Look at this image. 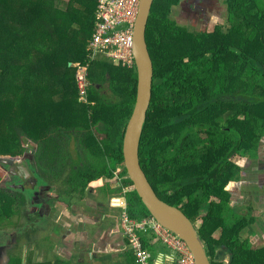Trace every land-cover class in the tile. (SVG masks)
Returning a JSON list of instances; mask_svg holds the SVG:
<instances>
[{
  "label": "trees",
  "instance_id": "obj_1",
  "mask_svg": "<svg viewBox=\"0 0 264 264\" xmlns=\"http://www.w3.org/2000/svg\"><path fill=\"white\" fill-rule=\"evenodd\" d=\"M74 1L61 8L60 0H0V159L30 153L43 178L81 206L91 189L103 198L124 197L133 220L151 218L123 155L137 69L116 67L107 57L90 60L100 0ZM180 1L155 0L148 22L154 84L140 163L158 196L196 224L210 259L232 253L231 262L212 264H264V246L252 242L264 224H257L251 202L234 205L231 192L243 179L234 159L260 161L264 140V0H227V26L212 32L179 27L171 14ZM78 60L88 68L86 101L73 66ZM107 83L113 99L103 92ZM73 140L80 150L75 159ZM115 177L120 186L112 188L107 180ZM14 201L1 187L0 226ZM141 237L155 251L152 237ZM129 247L126 263L137 264Z\"/></svg>",
  "mask_w": 264,
  "mask_h": 264
},
{
  "label": "flooded vegetation",
  "instance_id": "obj_2",
  "mask_svg": "<svg viewBox=\"0 0 264 264\" xmlns=\"http://www.w3.org/2000/svg\"><path fill=\"white\" fill-rule=\"evenodd\" d=\"M221 3L223 4L222 8H220ZM178 8L182 10L181 13L179 14L180 17L177 19L174 17L173 18L176 21V23L179 25V27H188L192 31L198 29L204 31L205 28H207V25H209V22H211L212 15L214 14L215 10H221V12L224 10L225 11L224 13L226 15L225 22L217 23L216 25L227 26V18H228L227 0H181L179 5L174 7V9L172 10V15H173V11ZM204 32H209V31H204ZM32 149H35V147L30 146V150ZM9 159H11L8 160L9 166L11 168L14 167L15 171L11 175L10 178L11 181L8 183L4 181L3 182L4 185L1 187H4L7 193L12 194L15 201L16 199H19V201L16 202L14 201V203L12 204V215L10 217L12 218L15 215L17 216V220L13 224H43V225L58 224L56 225L55 228V234L57 236L62 237L63 242L66 245L64 250V253L66 255H65V259L63 260L65 261L66 257H68L69 259L66 261H70L72 262V264H95L90 261L84 262L82 259H80V256L82 257V254L79 253L80 250L78 246L80 244L77 241L78 234L81 232L84 224L87 225L94 224L95 227L94 226L93 227L95 229L94 231L96 232H98L101 229V227H103V225H109V226L113 225V227H115L116 225L119 224V222L123 221L124 214L125 213L127 214L126 211L127 204L125 207H123L121 213V220H119V222L117 216L111 212L109 213L106 207L104 211L101 210V214L99 216L94 217L95 220H92L93 218L91 220H86V218H83L81 216V212L79 210L82 207L81 200L77 197L73 198V196L71 195L58 192L57 185L60 184L54 185L55 182H51L48 179L43 178V175L41 174V172L37 167V160L34 155L27 153L22 157L9 158ZM15 160H20L24 164L20 166L17 163H15L16 162ZM2 173L1 176L3 177ZM8 175L10 176V173H8ZM8 175L6 174L5 180L7 179ZM87 191H88V196L85 199V203H84L85 205L86 203H89L87 202V199L90 198L89 194L92 192V190L88 189ZM54 192H56V195H54ZM103 200L104 199H102L101 201L104 202ZM250 202L253 205V201ZM30 204L35 206L39 205L41 208L39 211L31 212L28 209ZM111 204H113L112 208L113 207L116 208L115 205H118V207H120L119 205H121V201H118V199L116 200L114 199V202ZM101 206L103 208L105 206L104 203L101 204ZM97 208L99 209L98 205ZM30 213L33 215H37V219L35 221L31 220L32 217ZM1 227L2 225L0 226V228ZM18 231L20 233H23V228H19ZM121 233L123 234L122 236H124V238L126 239L127 247L130 249L129 237L125 234L124 230H122ZM24 235L27 236V238H30L28 234H24ZM11 238H15V237L12 236ZM44 245L47 246L46 244ZM11 247H18L17 242H15V245ZM74 247H77L78 250L77 254L72 253V251H74L73 249ZM103 248L104 246H101L100 249L102 250ZM4 249H5V245L0 246V257L2 258L1 262H3L4 259L3 257ZM107 257L109 258V255L104 256L103 262L101 264H105L107 262L105 261ZM12 258L14 257H11V259H9V261L6 264H10ZM211 261L212 263H214L215 262L214 258H212Z\"/></svg>",
  "mask_w": 264,
  "mask_h": 264
},
{
  "label": "rangeland",
  "instance_id": "obj_3",
  "mask_svg": "<svg viewBox=\"0 0 264 264\" xmlns=\"http://www.w3.org/2000/svg\"><path fill=\"white\" fill-rule=\"evenodd\" d=\"M65 1H70V0H65ZM67 5L68 3H64L63 1L62 3H59V6L61 8H65ZM222 5L223 4L221 3L220 8H222ZM181 11L182 10L180 8L175 9L173 11V15L171 14V18L172 19L179 18L180 17L179 14L181 13ZM219 12H221V10H215L214 14L212 15L211 22H209V25H207V28H205L204 31L212 32L214 29V26L217 23L225 22V17H226L224 13L225 11L223 10L221 12L222 14ZM101 57L103 56H99L98 59ZM78 62H76L75 65H73L75 68L76 67L78 68L79 66H81L79 60ZM111 63L114 64L113 62ZM114 66L122 67L120 65L118 66L117 64H114ZM59 70L61 72L63 70V67L56 69L55 72H53V74H57L56 72H58ZM103 92L108 97L113 99L114 96L112 95V92L110 90L109 83L105 85ZM59 98L60 97L57 95V99ZM47 104H49V102H47ZM41 134L42 136L46 135V132L45 133L42 132ZM70 143L71 144H70L69 151L71 154V158L75 159L79 155L80 150H78V145L76 143V140H73ZM32 144L33 143L31 141L27 142L28 147H30ZM8 160H11V159L9 158L0 159V173L4 172V174H2L3 177L0 175V181H1L0 188L1 186L4 185L3 183L4 181H6L7 183L11 181L10 179L11 175L15 171L14 167L11 168L9 166ZM234 160L239 166L242 167L243 179H242L241 184L231 189V192L233 194V203L234 205L244 206V205H249L250 201H253L255 210L252 214L255 216V218H258L259 222H257V224H264V140L260 147V161L252 162V161H248L239 156L235 158ZM15 161H16L15 163H17L20 166L24 164L20 160H15ZM8 173H10V176L8 175ZM6 174L8 175V177L5 180ZM107 182L112 186V188H117L120 186V183L117 181L116 177L114 179L107 180ZM54 195H56V192H54ZM89 196L90 198L87 199V202L89 203H86V205L84 204V206H82L79 209L81 212V216L83 218H86V220H91L93 218L92 220H95L94 217L99 216L101 214V210L104 211L107 208L109 213L111 212L117 216L118 222L119 220H121V213H122L123 207L126 206V200L124 197H121L118 194H114L110 198L109 197L106 198L105 196L103 198L102 195L98 193H94L93 191L89 194ZM101 198L104 199L103 200L104 202L101 201ZM114 199L121 200V205H119L120 207L112 208L113 204L111 203L114 202ZM103 203L105 206L102 208L101 204ZM97 205L99 206V209L97 208ZM40 208L41 207L39 205L35 206L32 204H30L28 207L29 211L31 212L39 211ZM31 217H32L31 220L33 221L37 219V215L31 214ZM16 220H17L16 215L12 218L10 217L9 220L7 221V224H2V227L0 228V246L5 245V249L3 250L4 259H3V262H1L2 258L0 257V264H6L9 261V259H11V257L22 258L24 264L42 263L47 260L53 261V262L57 260L60 261L59 255H61V253L55 250L54 247L58 244V242L60 244L63 243V238L54 234V237L56 236L57 240L56 239L53 240V238L50 235L53 232V229L56 228V225L58 224H54L55 225L54 228L52 227L54 226L53 224H44V225L43 224H13ZM121 224L122 222H119L118 227H119V231L122 232ZM93 226L94 224H89V225L84 224L83 229H85L87 233H90L91 229L93 231ZM198 226H200V224H198ZM19 228H23V233H20L18 231ZM257 230L259 232L258 235L252 237L253 247L255 249L261 248L264 246V231L261 230L259 226H257ZM250 233L251 232L243 233V236L248 237ZM24 234H28L30 238H27V236H25ZM12 236H14L16 239L11 238ZM15 242H17L18 247H11L15 245ZM159 242L161 243V241ZM78 243L80 244L79 245L80 247H78L79 250L81 246L84 248L81 241H79ZM44 244H46L47 246H45ZM156 244L160 246L159 243H156ZM47 248L48 249L54 248V249L51 251L50 254H48ZM73 249H74V251H72L73 254L78 253L77 247H74ZM150 251L154 256V252L152 250ZM63 256L64 257H61V261L65 258L64 254Z\"/></svg>",
  "mask_w": 264,
  "mask_h": 264
},
{
  "label": "water",
  "instance_id": "obj_4",
  "mask_svg": "<svg viewBox=\"0 0 264 264\" xmlns=\"http://www.w3.org/2000/svg\"><path fill=\"white\" fill-rule=\"evenodd\" d=\"M155 0H141L135 26L134 57L138 74L136 104L128 122L123 143V155L128 177L134 190L152 217L166 230L182 239L191 251L195 264H212L199 230L178 207L163 201L149 182L140 163V142L152 102L154 64L147 43V27ZM118 207V205H115ZM232 253L224 251L214 261H232Z\"/></svg>",
  "mask_w": 264,
  "mask_h": 264
},
{
  "label": "built area",
  "instance_id": "obj_5",
  "mask_svg": "<svg viewBox=\"0 0 264 264\" xmlns=\"http://www.w3.org/2000/svg\"><path fill=\"white\" fill-rule=\"evenodd\" d=\"M140 4L141 0L99 1L95 33L88 46L90 60L93 61L99 56H103L118 66L136 67L134 57L135 26ZM77 85L81 100L86 101L90 87L87 67H78ZM120 171L121 169L117 172ZM121 228L129 237L137 264H165L166 258H168L164 257L160 260L154 257L142 240L141 235L143 234L149 237L151 235V239H154L162 248L165 247L164 249L172 254L171 261L168 260V262L195 264L187 244L162 227L153 217L137 221L125 213Z\"/></svg>",
  "mask_w": 264,
  "mask_h": 264
},
{
  "label": "crops",
  "instance_id": "obj_6",
  "mask_svg": "<svg viewBox=\"0 0 264 264\" xmlns=\"http://www.w3.org/2000/svg\"><path fill=\"white\" fill-rule=\"evenodd\" d=\"M62 1L64 3L69 4L71 0L70 1L60 0L61 3ZM87 1H94L91 2V4L95 3V0H87ZM74 3L77 4V1L75 0ZM52 227L54 228L55 225ZM94 230L95 229L93 227V231L91 229L90 233H87V231L82 228L81 232L78 234L77 241L78 242L81 241L84 246V248L81 246L79 251V253L82 254V257L80 256V259H82L84 262L90 261L95 264H101L103 262L104 256L109 255V258L107 257L105 259V261H107L105 264H127L126 252L128 251L129 248L127 247L126 239L124 238V236H122L123 234L121 233V231H119L118 225H116L115 227H113V225L111 226L103 225V227H101V229L98 232ZM54 234H55V228L53 229V232L50 235L53 238V240L54 239L57 240V237L56 236L54 237ZM150 242H151L150 243L151 246L155 249V251H153L154 256L160 260H162L164 257H168L169 259L166 258L167 259L165 261L166 263L165 262L164 263L172 264L171 262H168V260L171 261L172 254L168 250H165L161 246H158L156 244L157 242L154 239H150ZM101 246H104L102 250L100 249ZM65 247L66 245L64 242L61 244L58 242V244L54 247L55 250L61 253V255H59L60 259L61 257H64L63 254L66 255L64 253ZM53 249L47 248V253L50 254ZM68 259L69 258L66 257V260Z\"/></svg>",
  "mask_w": 264,
  "mask_h": 264
}]
</instances>
